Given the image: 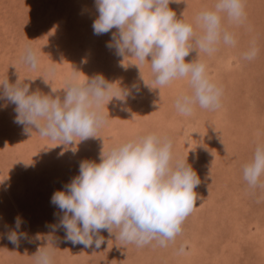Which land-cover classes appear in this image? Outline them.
I'll return each mask as SVG.
<instances>
[{
    "label": "rangeland",
    "instance_id": "374dc122",
    "mask_svg": "<svg viewBox=\"0 0 264 264\" xmlns=\"http://www.w3.org/2000/svg\"><path fill=\"white\" fill-rule=\"evenodd\" d=\"M214 2L186 0L170 3L169 8L199 32L195 17ZM245 11L243 25L223 21L235 33L236 46L221 44L210 56L193 49L185 57V62L199 59L206 64L222 96L217 109L197 106L191 116H183L174 101L177 94L189 91L186 78L160 90L145 86L142 78L152 83L149 62L138 68L129 63L137 62L134 57L123 60L109 48L116 29L94 34L95 0H0V79H21L30 91L61 99L64 78L73 70L81 80L102 74L121 87L138 86L127 104L113 100L103 106L106 123L99 137L68 145L54 146L59 141L41 137L34 128L31 136L25 133L24 126L15 123V105L0 100V264H33L48 234L54 237V264H264V190H250L242 176V165L251 159L256 144L264 142V0H245ZM253 39L259 53L244 60L242 53ZM27 44L39 55L35 69L20 58ZM52 64L56 71L49 77ZM51 87L59 90L52 92ZM151 132L169 137L174 158H186L201 181L194 190L197 206L175 240L167 247L154 242L136 247L102 230L100 248H86L68 241L63 228L52 232L63 212L51 197L66 190L80 162H99L102 150ZM17 217L22 221L18 232L27 234L18 245L7 238L17 231Z\"/></svg>",
    "mask_w": 264,
    "mask_h": 264
},
{
    "label": "clouds",
    "instance_id": "9594fccd",
    "mask_svg": "<svg viewBox=\"0 0 264 264\" xmlns=\"http://www.w3.org/2000/svg\"><path fill=\"white\" fill-rule=\"evenodd\" d=\"M186 0H95L98 16L93 31L102 35L116 29L109 48L124 58L134 57L136 65L150 64L152 83L145 86L159 89L176 79L187 80L189 91L177 94L174 107L183 116H191L196 107L215 110L220 106L222 89L211 80L202 60L185 62L195 49L199 53L214 54L218 47L236 46L235 33L224 27L225 18L240 26L246 21L245 0H215L211 9L201 10L193 23L176 18L170 3ZM259 48L255 39L242 53L244 60L257 57ZM21 61L37 68L39 55L30 44L24 46ZM150 58V60H149ZM128 64V63H127ZM124 64L122 66H127ZM55 64L49 65V77L55 75ZM76 70L64 78L63 99L30 91V85L18 79L9 83L7 76L0 79V100L15 105V123L23 125L24 132H35L41 137L75 144L99 137L97 132L106 123L103 106L113 100L127 104L135 98L133 89L109 82L102 74L81 80ZM45 83H49L44 78ZM59 89H53L57 92ZM78 138V139H74ZM53 147V146H52ZM172 140L151 132L130 138L100 153L99 162H80L79 173L66 190L55 191L51 203L63 216L59 225L65 238L72 244L96 248L104 243L99 232L114 233L123 244L136 247H167L182 231V225L191 214L198 198L195 188L201 183L199 176L186 158H174ZM243 180L250 190H264V142L256 144L251 159L242 165ZM3 178L0 179V184ZM22 221L16 218L17 231L8 239L18 245L27 234L18 232ZM36 239H41L38 234ZM45 246L38 247L33 264H54V237L48 234Z\"/></svg>",
    "mask_w": 264,
    "mask_h": 264
},
{
    "label": "bare ground",
    "instance_id": "6f19581e",
    "mask_svg": "<svg viewBox=\"0 0 264 264\" xmlns=\"http://www.w3.org/2000/svg\"><path fill=\"white\" fill-rule=\"evenodd\" d=\"M232 26V25H231ZM216 79H218V78H216ZM202 132V131H201ZM89 142V141H88ZM199 146H201V145H199ZM52 147V146H51ZM51 147L49 148V150L51 149ZM50 152V155H51V151H49ZM80 153H81V151H80ZM54 154L52 153V156H53ZM24 218V217H23ZM25 222V221H24ZM24 224H26V223H24ZM26 227L28 228V230H29V232H31V230H30V227L29 226H27L26 225Z\"/></svg>",
    "mask_w": 264,
    "mask_h": 264
}]
</instances>
